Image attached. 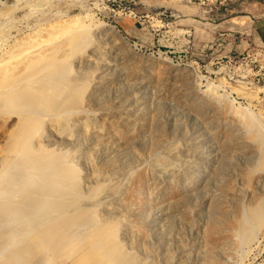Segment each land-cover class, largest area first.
Returning <instances> with one entry per match:
<instances>
[{"label": "rangeland", "instance_id": "obj_1", "mask_svg": "<svg viewBox=\"0 0 264 264\" xmlns=\"http://www.w3.org/2000/svg\"><path fill=\"white\" fill-rule=\"evenodd\" d=\"M249 2L0 0V50L36 43L67 19L86 22L92 41L73 55L69 78L82 83V105L69 104L63 133L49 120L42 133L76 167L74 209L109 223L132 264H264V221L248 222L254 240L236 228L248 207L264 213L261 147L232 112L249 110L264 130V27L245 17ZM81 119L86 132L73 128ZM8 230L21 231L0 224V238Z\"/></svg>", "mask_w": 264, "mask_h": 264}, {"label": "bare ground", "instance_id": "obj_2", "mask_svg": "<svg viewBox=\"0 0 264 264\" xmlns=\"http://www.w3.org/2000/svg\"><path fill=\"white\" fill-rule=\"evenodd\" d=\"M82 19L55 23L62 24L56 29L49 24L48 30L43 27L47 32L40 41L0 50V106L6 111V121L10 120L0 144L4 152L0 158V224L21 230H8L12 233L0 238V264H28L34 257L39 264H132L109 223L97 226L90 207L74 209L79 201L74 195L80 196L76 167L65 153L49 147V141L45 143L49 138L42 133L45 120L63 133L69 106L73 107L69 104L82 105V83L69 79L73 55L92 41ZM35 34L17 39L12 48L26 38L33 40ZM226 100L216 101L232 108ZM242 110L233 107L232 112L250 127L251 138L259 141V162L264 167V130L259 120L255 123L253 113ZM48 114L53 116L47 118ZM78 123L84 132L91 126L81 119L73 123L74 129ZM249 221L252 227H261L262 209L248 207L247 218L236 227L252 240Z\"/></svg>", "mask_w": 264, "mask_h": 264}, {"label": "crops", "instance_id": "obj_3", "mask_svg": "<svg viewBox=\"0 0 264 264\" xmlns=\"http://www.w3.org/2000/svg\"><path fill=\"white\" fill-rule=\"evenodd\" d=\"M255 1L256 0H250V2L248 3V5L251 6L252 8H254L255 11H253V12L249 11V13L245 15V17H247L248 20H251V22L257 21V24H263V27H264V18L262 20H256L258 15L254 14V13L260 14V10L262 8H260V5L259 4L257 5V3L263 2L261 5H262V7H264V0H258L256 2ZM263 12H264V10H263Z\"/></svg>", "mask_w": 264, "mask_h": 264}]
</instances>
